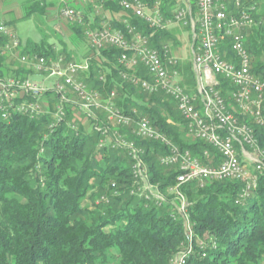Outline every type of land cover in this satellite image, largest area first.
I'll use <instances>...</instances> for the list:
<instances>
[{
    "label": "trees",
    "instance_id": "trees-1",
    "mask_svg": "<svg viewBox=\"0 0 264 264\" xmlns=\"http://www.w3.org/2000/svg\"><path fill=\"white\" fill-rule=\"evenodd\" d=\"M94 2L100 4L101 13H110V18L95 15L90 24L87 18L81 25L73 23L75 40L87 45L85 30L101 29L104 22L124 31V18L146 35L152 34L144 22L122 10L120 0ZM93 6L88 9L93 10ZM251 6L255 8L251 13L255 25L244 32V42L251 56V72L264 82V12L258 14L255 0L242 1L243 8ZM173 33L174 29L154 32L150 46L177 43ZM3 41L0 38V44ZM91 54L87 46L82 58H74L65 47L59 50L54 44L31 41L23 43L17 53L18 57L41 56L49 62L60 56L78 63ZM119 54L118 49L110 47L92 55L79 80L99 92L102 99L114 92L113 104L119 112L135 121L146 118L180 150H188L203 163L205 152L218 160L210 146L186 134V124L170 97L148 94L121 78V72L133 73L121 69L117 63ZM221 55L232 59L231 51L225 47ZM16 62L10 55H0V77L31 79L35 73L25 67L14 68ZM180 71L181 85L187 92H194L196 81L190 64L180 63ZM134 75L150 79L141 67ZM218 81L225 104L239 116L231 96L233 87L226 80ZM42 98L48 101L45 112L33 117L14 113L9 120L0 119V264H170L180 251L185 255V264H264V170L254 173L256 185L242 198L244 185L238 181L206 183L201 188L197 183L183 186L181 192L192 227L187 235L176 210L179 202L176 200L174 206L175 196L168 192L178 173L174 167L160 166L157 160L166 152L162 143L136 139L134 123L127 128L107 124L103 111L95 112L97 119L86 116L91 128L88 131L71 105L64 106L63 122L51 126L57 96L48 92ZM27 100L31 99L13 98L16 104ZM261 107L264 122V91ZM246 121L264 150V126L251 118ZM95 126H107L110 133L117 131L143 148L148 182L168 198L166 204L156 206L130 193L136 188L131 157L125 150L111 149L109 138L101 136ZM100 140L105 141L103 146H99ZM101 195L104 199L95 205Z\"/></svg>",
    "mask_w": 264,
    "mask_h": 264
},
{
    "label": "built area",
    "instance_id": "built-area-1",
    "mask_svg": "<svg viewBox=\"0 0 264 264\" xmlns=\"http://www.w3.org/2000/svg\"><path fill=\"white\" fill-rule=\"evenodd\" d=\"M242 1L120 0L122 10L132 18L144 22L153 31L152 34L146 35L124 18L121 20L124 31L112 28L109 23L101 29L85 30V38L92 54L82 62H67L60 56L51 62L41 56H17L20 65L41 75L42 80L37 83L28 78L22 80L13 76L0 77V119L9 120L14 113L33 117L45 112L48 101L42 96L50 92L56 94L58 100L53 114L55 122L51 126L56 127V124L63 122L66 116L65 105H71L77 114L93 116V119H97L95 112L103 111L106 113V123L112 126L127 128L134 123L133 135L136 139L159 141L166 147L165 154L159 155L157 160L160 166L174 167L178 173L175 185L168 192L178 200L176 210L186 227L187 235H190L192 227L186 210L187 203L181 192L183 186L197 183L201 188L206 183L238 181L244 185L242 198L244 193L256 185L254 173L264 170V150L260 149L257 137L246 121L251 118L256 124L264 126L261 118L264 82L252 74L251 56L244 42V32L255 25L251 17L255 8H243ZM61 14L69 19L78 17L68 7L61 10ZM181 25L189 29L193 38L190 67L196 81L194 92H187L181 85L183 77L180 59L172 52L170 45H162L160 48L150 46L154 32H164ZM0 38L4 39L0 44V55H17L22 46L21 41L2 18ZM225 39L229 40L227 44L224 43ZM110 47L120 51L117 63L121 69H128L133 73L128 75L121 72V78L130 80V83L148 94L163 93L170 97L186 124V134L210 146L217 152L218 160H212L205 152L206 163H203L188 150H180L146 118L135 121L130 115L119 112L113 104L114 92L108 99H102L99 92L90 90L79 80V74L87 70L92 55H98L101 50ZM222 47L231 51V60L221 55ZM139 67L145 69L149 80L134 75ZM218 78L228 81L233 87L231 96L239 116L228 109L220 95ZM46 81L51 83L46 85ZM26 96L31 100L18 104L13 102V98ZM132 112L137 115L135 110ZM70 128L77 130L74 124H70ZM95 130L101 136L109 138L111 149L125 150L131 157L133 181L139 187L142 183L145 185L143 197L153 201L156 206L165 204L166 197L148 182L143 148L117 131L110 133L107 126H95ZM104 142L100 140L99 146H103ZM249 166L252 170H249ZM131 194L136 192L132 190ZM184 257V253L180 251L170 264H185Z\"/></svg>",
    "mask_w": 264,
    "mask_h": 264
},
{
    "label": "rangeland",
    "instance_id": "rangeland-1",
    "mask_svg": "<svg viewBox=\"0 0 264 264\" xmlns=\"http://www.w3.org/2000/svg\"><path fill=\"white\" fill-rule=\"evenodd\" d=\"M13 1V0H12ZM15 1V0H14ZM255 3L258 5V14L264 12V0H255ZM0 18L4 20L5 22L9 23V28L14 30L19 39L21 40H28L35 44L44 43L48 45H55L56 47H60L61 44H66L70 42V38L68 37V33H64V30H57L52 25L47 22L44 17L41 15H34L31 14L30 17H23L22 11L19 7L12 8V12L1 14ZM175 33H173V37L177 39V43H174L173 41L169 42L170 48L173 53L180 59V63H189L191 64L192 61V53L191 48L193 45V38L190 34V31L187 27L181 25V27L174 28ZM84 45L83 43L80 44V48H82ZM19 65V61L15 63L14 67H17ZM193 71V70H192ZM190 77V75H187V78ZM32 81L40 83L41 82V76H34L31 78ZM50 83V82H48ZM48 83H45L48 85ZM78 120L83 125V128L88 131H91V128L89 127V119L86 118V115H79L77 116ZM249 119V118H248ZM250 167V166H249ZM141 187L136 185V188L134 191L136 192L135 195L138 197L144 198V183L140 184ZM147 187V185H146ZM131 193V192H130ZM113 196L116 195V193H112ZM101 199L96 200L94 202L95 205L100 204V200L104 199L101 195ZM168 201V198H166ZM172 203L174 206H176V198H173ZM86 204V203H83ZM166 204V203H165ZM168 204V202H167Z\"/></svg>",
    "mask_w": 264,
    "mask_h": 264
},
{
    "label": "crops",
    "instance_id": "crops-1",
    "mask_svg": "<svg viewBox=\"0 0 264 264\" xmlns=\"http://www.w3.org/2000/svg\"><path fill=\"white\" fill-rule=\"evenodd\" d=\"M93 2L94 0H0V16L1 14L9 13L10 11L12 12V8L14 7H19L21 9L23 17L28 14H34L39 16L41 15L47 22L52 25V27L57 30H64V33H68L70 42L66 44H61L59 48H56L60 50L65 47L67 48L70 57L82 58V55L86 53V49L87 46L89 47V44L86 45V43H83L84 46L80 48V44L82 43L78 40H75V35L73 33L71 25L75 22L81 25L80 23H83L82 21L84 18H87V20L90 21L88 24H90L94 21L95 15H104L103 17H106V20L110 18V13H101L100 4L98 2V4ZM91 5H94L93 10L88 9V7ZM66 7L73 9L78 14V17L73 19L63 17L61 14V10L65 9ZM30 15L25 17H30ZM6 24L9 25V23L7 22ZM105 25L106 22L102 23V26ZM21 42L23 44L29 41L21 40ZM17 56L18 55L12 57L15 58L18 62L19 59L17 58ZM18 66L23 67L22 65H20V63ZM34 76L40 77L41 75L35 73L32 77ZM48 82L51 83V81H46L45 83Z\"/></svg>",
    "mask_w": 264,
    "mask_h": 264
}]
</instances>
